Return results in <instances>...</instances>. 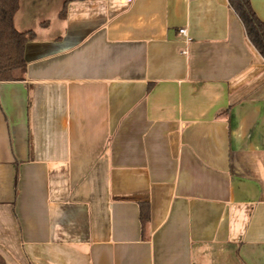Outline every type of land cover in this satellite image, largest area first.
Instances as JSON below:
<instances>
[{
    "label": "crops",
    "instance_id": "1",
    "mask_svg": "<svg viewBox=\"0 0 264 264\" xmlns=\"http://www.w3.org/2000/svg\"><path fill=\"white\" fill-rule=\"evenodd\" d=\"M65 1L13 16L4 264H264V59L228 0Z\"/></svg>",
    "mask_w": 264,
    "mask_h": 264
},
{
    "label": "trees",
    "instance_id": "2",
    "mask_svg": "<svg viewBox=\"0 0 264 264\" xmlns=\"http://www.w3.org/2000/svg\"><path fill=\"white\" fill-rule=\"evenodd\" d=\"M70 1L74 0L64 2L61 16ZM228 3L241 20L247 38L264 59V21L257 17L249 0H228ZM17 8L18 0H0V82L18 80L25 72L24 46L34 37L32 31L19 32L14 28ZM146 216L141 213L142 221ZM0 264H4L1 257Z\"/></svg>",
    "mask_w": 264,
    "mask_h": 264
},
{
    "label": "built area",
    "instance_id": "3",
    "mask_svg": "<svg viewBox=\"0 0 264 264\" xmlns=\"http://www.w3.org/2000/svg\"><path fill=\"white\" fill-rule=\"evenodd\" d=\"M178 34L183 37L184 43H187L189 41L188 33L186 28L182 27L178 29ZM185 52V51H182Z\"/></svg>",
    "mask_w": 264,
    "mask_h": 264
}]
</instances>
